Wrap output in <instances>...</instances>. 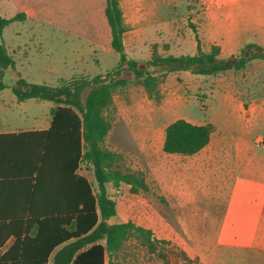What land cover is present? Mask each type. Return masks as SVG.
<instances>
[{"label":"rangeland","instance_id":"rangeland-1","mask_svg":"<svg viewBox=\"0 0 264 264\" xmlns=\"http://www.w3.org/2000/svg\"><path fill=\"white\" fill-rule=\"evenodd\" d=\"M119 2L129 26L124 34L126 53L129 58L141 61H147L155 54H195V29L204 49L216 42L224 48V56L229 57L237 52V46L255 38L246 30L237 38V16L264 14L259 5L247 7L218 0ZM26 4L34 15L30 13L22 20L12 21L1 36L15 60V67L5 70L3 79L7 84H14L21 75L29 82L56 86L62 80L70 81L76 76L88 79L105 76L117 65L120 55L111 47V32L104 13L106 0H26ZM21 6L18 0H0V14L11 18L21 11ZM258 63L257 67L255 62L252 64L255 67L252 72L257 75L255 82L242 81L239 85L242 92H250L258 99H246V108L249 104L254 108L264 102L259 100L264 98V61ZM151 70L158 77L153 96L135 79L132 71L125 69L122 72L121 76L129 83L114 92L113 105L106 112L112 126L103 145L115 153L118 167L123 171H141L148 185L147 190L139 193H132L127 184L111 187L117 213L109 221L132 220L152 229L160 240L159 250L150 253L131 238L115 264H202L198 258L185 260L180 252L185 251L190 257L211 252L202 242V236L208 239L212 233L208 229L209 219L204 217L210 207L204 193L217 185L218 175L210 174L208 182L201 179V197L197 202L181 196L172 177L178 169L184 172L188 157L163 150L165 129L178 118L196 124L212 123L221 129L229 126L238 135L248 138L257 149H262L259 146L264 141L262 110L256 107L251 113L248 131L237 130V98H226L228 91L222 77L230 73L237 76L241 71L201 75L189 70L164 73L166 67H151ZM89 90H85L84 97ZM29 103L34 106L27 112L41 116H50L54 105L47 100H30ZM218 137L215 132L213 141H218ZM81 172L96 184L92 170L83 167ZM188 228L193 230L195 237L192 240L188 239L187 235L192 231Z\"/></svg>","mask_w":264,"mask_h":264},{"label":"trees","instance_id":"trees-1","mask_svg":"<svg viewBox=\"0 0 264 264\" xmlns=\"http://www.w3.org/2000/svg\"><path fill=\"white\" fill-rule=\"evenodd\" d=\"M104 13L111 47L120 55L107 75L92 79L76 76L56 86L29 82L18 75L13 87L20 101L35 98L51 101L54 106L49 129L31 133L40 137L31 164V209L22 227L8 231L16 240L8 250L0 252V264H49L52 254L54 264H115L131 238L150 253L157 252L160 240L152 229L132 220L109 221L117 213L111 187L127 184L132 193L148 189L141 171H123L116 165L115 153L103 145L112 126L106 112L113 105L114 92L129 83L122 72L132 71L153 96L158 77L151 67H166L164 73L189 70L217 75L229 69H243L254 59L264 61V47L255 42L225 59L218 44L204 49L196 29L197 51L193 55L155 54L147 61L129 58L124 44L129 26L119 0H106ZM24 18V12L11 18L0 14V91L7 87L3 81L5 70L15 67L1 36L12 21ZM87 88L90 90L84 97ZM214 130L212 123L196 124L178 118L165 129L163 150L169 154H195L209 144ZM83 167L93 171L96 184L80 173ZM180 254L185 260H192L184 251Z\"/></svg>","mask_w":264,"mask_h":264},{"label":"crops","instance_id":"crops-1","mask_svg":"<svg viewBox=\"0 0 264 264\" xmlns=\"http://www.w3.org/2000/svg\"><path fill=\"white\" fill-rule=\"evenodd\" d=\"M18 1L22 4L20 12H24L26 16L30 13L34 15L27 6L26 0ZM218 1L237 2L247 7L259 5L260 10L264 9V0ZM106 26L109 27L108 22ZM243 30L255 35L254 40L237 46V52L231 53L229 57L224 56L222 46L213 42L221 47V57L229 59L251 42L264 47V14L237 16V38L241 36ZM261 61L251 60L245 68L237 70L242 72L237 73V76L230 73L222 77L228 91L225 92L226 98L228 100L237 98V130L250 129L252 119L249 116L256 107H261L264 118V102L254 108L249 104L246 108L244 104L246 99L249 101H258V99L252 97L250 92H242L239 86L242 81L255 82L257 75L253 74L252 69ZM254 62L256 66L253 68ZM249 69L251 71H248ZM232 70L235 69L226 71L232 72ZM17 80L18 78L14 84L9 85L3 79L7 87L0 91V252L2 253L16 240L14 234H7L8 231L22 227L31 209L29 202L33 184L31 164L35 148L40 142V137L31 133L48 130L52 121L51 111L50 116L27 112L29 107L34 106L29 103L30 100L37 102L44 100L35 98L18 100L13 91ZM259 100L264 101V98ZM244 121L250 123L245 124ZM214 126L215 130L209 144L195 154L186 155L188 158L184 172L178 169L172 177L176 191L195 202L201 197V179L208 182L210 174L218 175L217 185L204 193V197L209 199L210 206L208 211L204 212V217L209 219L208 229L212 233L208 239L202 236V242L211 252L198 253L191 257L184 252L192 260L198 258L202 264H264V141L262 144L259 143L262 149H257L248 138L234 132L235 129L232 131L229 126L224 129ZM215 132L219 134L216 142L213 141ZM257 139L255 141H258ZM79 171L82 173L81 169ZM187 236L189 240L194 239L193 230ZM49 264H54L53 254L49 258Z\"/></svg>","mask_w":264,"mask_h":264}]
</instances>
